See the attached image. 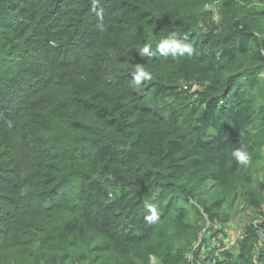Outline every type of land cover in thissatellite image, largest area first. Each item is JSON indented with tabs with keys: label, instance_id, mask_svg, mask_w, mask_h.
Wrapping results in <instances>:
<instances>
[{
	"label": "trees",
	"instance_id": "1",
	"mask_svg": "<svg viewBox=\"0 0 264 264\" xmlns=\"http://www.w3.org/2000/svg\"><path fill=\"white\" fill-rule=\"evenodd\" d=\"M215 2L221 23L199 32ZM172 33L182 47L159 51ZM172 73L201 81L197 103ZM263 133L264 4L0 0V264H185L203 213L240 194L243 165L220 142L246 139L251 162ZM255 236L218 264H264Z\"/></svg>",
	"mask_w": 264,
	"mask_h": 264
},
{
	"label": "rangeland",
	"instance_id": "2",
	"mask_svg": "<svg viewBox=\"0 0 264 264\" xmlns=\"http://www.w3.org/2000/svg\"><path fill=\"white\" fill-rule=\"evenodd\" d=\"M255 1L256 3L262 5L264 4V0ZM212 8L214 9L213 20L215 22L203 23L200 21L196 27V30H198L199 32L204 33L206 31H210V26L212 25V23H216L217 25L221 23L223 17L220 12V2H215L214 7ZM168 80L171 83H178L179 81L180 91L187 92L191 97L192 103H197L196 100L199 92L203 89L201 81H197L195 78L190 79L187 77H183L175 73H172V76H169ZM168 101L174 102L175 96L170 95L168 97ZM220 114H222V112H220ZM225 119L230 121L231 123L239 122L241 120V118H236L234 116H226ZM210 122L212 123L209 125V127H211L209 129V133L216 136L217 132L215 129L220 125V122L223 123L224 120L213 118ZM253 129V131L255 132L261 130V128ZM260 135L261 136L251 140V143H253V148L251 151H254L256 158L247 166L243 165V178L240 179V183L236 184L237 189H235L237 191H240L238 198L235 200V202L230 200V202H232L231 209L229 208V205H224L223 209L221 207L217 208L213 213V217L215 218L213 221L211 220L210 215L205 214V212L203 213L207 224L200 235L199 241L195 242L191 249L189 246L186 250L185 264H207V260L212 255L214 257L220 258L223 256V253L225 251H236V246L241 240L249 236L252 229H254L256 231V234H258V236H255L254 238L252 256L254 262L260 263V258L262 257V255H264V232H259L258 228H260V226L264 224V192L263 199L260 205L249 204L246 198L243 196V193L247 191L252 180V186L255 188L260 189L261 184L264 185V133ZM220 146L222 147L223 152H227L228 154L232 153L234 149H239L241 147L246 149V151L250 149V146L246 139H237L234 141L231 136L226 137L223 142L221 141ZM248 168L249 170H247ZM113 189V187L112 189H110L112 191V194L114 193ZM112 194H110V196H112ZM204 196H206V193L200 194V198H203ZM192 202L195 205H198L196 200ZM198 206L201 210H203L200 205ZM210 227L213 228H211V231L214 233L219 231V235H212V232H209L207 234L208 237L205 238V243L207 244H205L201 250L199 261H196L198 259L196 250L200 248L205 230ZM180 241H182V239H176L174 236L172 240L173 246L175 248H178L180 246ZM219 258L216 259L217 262L219 261ZM150 262L152 264H161L160 260L157 257H153Z\"/></svg>",
	"mask_w": 264,
	"mask_h": 264
},
{
	"label": "clouds",
	"instance_id": "3",
	"mask_svg": "<svg viewBox=\"0 0 264 264\" xmlns=\"http://www.w3.org/2000/svg\"><path fill=\"white\" fill-rule=\"evenodd\" d=\"M175 36L176 34L172 33L166 39L161 40L160 43L158 44V50L163 52V51H167L168 49H180L182 45L179 41L175 39ZM150 48H151L150 44H145L143 47V53H147ZM184 50L188 51L189 54H191L192 51L191 48H185ZM134 79L137 83H139L143 79H151V76L147 71L144 70L143 67L138 66L136 69V74L134 76ZM232 156L239 164L247 166L250 162V156L243 147L234 150L232 152Z\"/></svg>",
	"mask_w": 264,
	"mask_h": 264
},
{
	"label": "built area",
	"instance_id": "4",
	"mask_svg": "<svg viewBox=\"0 0 264 264\" xmlns=\"http://www.w3.org/2000/svg\"><path fill=\"white\" fill-rule=\"evenodd\" d=\"M259 229V232L263 233L264 232V227L261 225ZM216 243V242H215ZM218 255V254H216ZM219 257H214L213 255L207 260V264H218L216 259Z\"/></svg>",
	"mask_w": 264,
	"mask_h": 264
}]
</instances>
